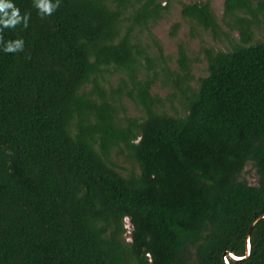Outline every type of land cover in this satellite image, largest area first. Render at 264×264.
<instances>
[{
  "label": "trees",
  "instance_id": "trees-1",
  "mask_svg": "<svg viewBox=\"0 0 264 264\" xmlns=\"http://www.w3.org/2000/svg\"><path fill=\"white\" fill-rule=\"evenodd\" d=\"M10 2L0 264H264V0Z\"/></svg>",
  "mask_w": 264,
  "mask_h": 264
},
{
  "label": "clouds",
  "instance_id": "clouds-1",
  "mask_svg": "<svg viewBox=\"0 0 264 264\" xmlns=\"http://www.w3.org/2000/svg\"><path fill=\"white\" fill-rule=\"evenodd\" d=\"M35 6L39 9L42 15H51L53 11L59 6V0L56 4L51 3V0H39L35 2ZM28 14L21 15L20 9L11 3L10 0H0V24L4 27H16L18 24H23L24 28L28 26ZM0 41H4L0 36ZM23 39H16L15 41H7V47L4 49L6 53H14L23 51Z\"/></svg>",
  "mask_w": 264,
  "mask_h": 264
},
{
  "label": "rangeland",
  "instance_id": "rangeland-1",
  "mask_svg": "<svg viewBox=\"0 0 264 264\" xmlns=\"http://www.w3.org/2000/svg\"><path fill=\"white\" fill-rule=\"evenodd\" d=\"M222 0H212V7L214 9V12L216 13L217 16L221 15L222 12ZM168 29V23L166 21H162L159 25L158 28L155 29V33L160 37L161 40H163L164 43H168L167 39H166V31ZM166 50L170 51L172 50L170 45H166ZM249 184H254L255 182V174L254 171L252 169H250L249 166H246L244 168V173L242 176ZM125 224V228L127 230V234L130 231V225L128 223V221L126 220L124 222Z\"/></svg>",
  "mask_w": 264,
  "mask_h": 264
},
{
  "label": "water",
  "instance_id": "water-1",
  "mask_svg": "<svg viewBox=\"0 0 264 264\" xmlns=\"http://www.w3.org/2000/svg\"><path fill=\"white\" fill-rule=\"evenodd\" d=\"M260 218H258L256 221H258ZM255 222H253V224L250 226L249 231H248V234H247V237H246V242H245V256H243V257H235L232 254L224 253L223 254V262H224V264H228V261H227L226 257H228L229 259H231L233 261H242V260H244L245 258L248 257V254H249V233H250V230H251L252 226L255 224Z\"/></svg>",
  "mask_w": 264,
  "mask_h": 264
}]
</instances>
